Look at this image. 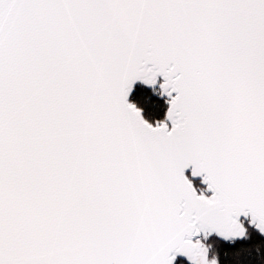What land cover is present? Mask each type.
<instances>
[{"label":"snow or ice","instance_id":"1","mask_svg":"<svg viewBox=\"0 0 264 264\" xmlns=\"http://www.w3.org/2000/svg\"><path fill=\"white\" fill-rule=\"evenodd\" d=\"M249 226L264 0H0V264H220Z\"/></svg>","mask_w":264,"mask_h":264},{"label":"trees","instance_id":"2","mask_svg":"<svg viewBox=\"0 0 264 264\" xmlns=\"http://www.w3.org/2000/svg\"><path fill=\"white\" fill-rule=\"evenodd\" d=\"M167 99L160 94L158 86L153 90L143 84L135 88L130 98L144 108V116L149 122L164 119L168 109ZM193 184L198 192L206 189L200 181ZM206 243L210 245V258L218 256L220 264H264V235L254 227L249 226V238L246 241L231 244L218 237H211Z\"/></svg>","mask_w":264,"mask_h":264},{"label":"water","instance_id":"3","mask_svg":"<svg viewBox=\"0 0 264 264\" xmlns=\"http://www.w3.org/2000/svg\"><path fill=\"white\" fill-rule=\"evenodd\" d=\"M139 84H142V83H137V85H136V87L139 85ZM130 98H131V96H130ZM186 175L189 177V175H190V177H189V179H191L193 182H195V181H197V182H202L203 183V178L202 177H193L192 175H191V168H189V169H187L186 170ZM204 184V183H203ZM205 186H206V189H207V185L205 184Z\"/></svg>","mask_w":264,"mask_h":264}]
</instances>
